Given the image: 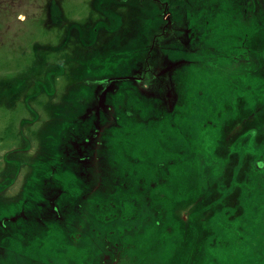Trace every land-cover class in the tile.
I'll use <instances>...</instances> for the list:
<instances>
[{"label": "rangeland", "instance_id": "374dc122", "mask_svg": "<svg viewBox=\"0 0 264 264\" xmlns=\"http://www.w3.org/2000/svg\"><path fill=\"white\" fill-rule=\"evenodd\" d=\"M0 264H264V0H0Z\"/></svg>", "mask_w": 264, "mask_h": 264}]
</instances>
